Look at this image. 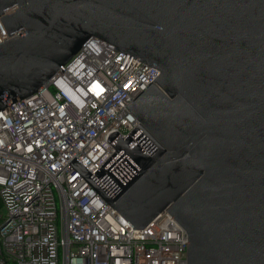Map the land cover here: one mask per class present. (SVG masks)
Instances as JSON below:
<instances>
[{
    "label": "water",
    "instance_id": "obj_1",
    "mask_svg": "<svg viewBox=\"0 0 264 264\" xmlns=\"http://www.w3.org/2000/svg\"><path fill=\"white\" fill-rule=\"evenodd\" d=\"M0 14V111L93 37L157 67L116 151L94 173L69 163L133 228L172 214L188 264H264V0H0Z\"/></svg>",
    "mask_w": 264,
    "mask_h": 264
},
{
    "label": "built area",
    "instance_id": "obj_2",
    "mask_svg": "<svg viewBox=\"0 0 264 264\" xmlns=\"http://www.w3.org/2000/svg\"><path fill=\"white\" fill-rule=\"evenodd\" d=\"M64 68L0 111V264H188L172 214L133 228L69 163L94 173L116 151L108 136L139 124L126 106L160 70L96 37Z\"/></svg>",
    "mask_w": 264,
    "mask_h": 264
},
{
    "label": "rangeland",
    "instance_id": "obj_3",
    "mask_svg": "<svg viewBox=\"0 0 264 264\" xmlns=\"http://www.w3.org/2000/svg\"><path fill=\"white\" fill-rule=\"evenodd\" d=\"M0 209H1L2 211H5V208H4L3 206H1V205H0Z\"/></svg>",
    "mask_w": 264,
    "mask_h": 264
}]
</instances>
